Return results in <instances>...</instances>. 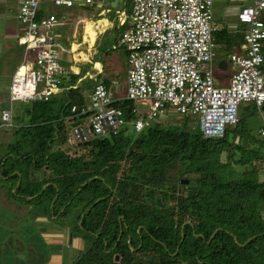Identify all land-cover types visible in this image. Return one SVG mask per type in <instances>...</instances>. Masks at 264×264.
Instances as JSON below:
<instances>
[{
    "label": "trees",
    "instance_id": "1",
    "mask_svg": "<svg viewBox=\"0 0 264 264\" xmlns=\"http://www.w3.org/2000/svg\"><path fill=\"white\" fill-rule=\"evenodd\" d=\"M247 30L223 26L216 44L235 53ZM74 94L31 103L0 161L16 199H37L41 217L62 223L56 232L84 238L74 264H264V141L238 131L242 110L221 140L204 138L190 115L72 147L69 132L80 122L72 107L84 106ZM116 106L128 111L132 103Z\"/></svg>",
    "mask_w": 264,
    "mask_h": 264
},
{
    "label": "built area",
    "instance_id": "2",
    "mask_svg": "<svg viewBox=\"0 0 264 264\" xmlns=\"http://www.w3.org/2000/svg\"><path fill=\"white\" fill-rule=\"evenodd\" d=\"M250 1L252 5L242 7L237 18L248 26L247 46L231 54L238 70L228 85L217 86L213 63L220 27L214 22V1L134 0L133 23L116 41L128 50L127 95L114 96L100 81L93 85L91 105L72 107L80 122L71 128L69 144H87L123 131L130 136L140 134L168 106L186 116H198L204 138L224 139L228 129L239 124L243 103H254L259 109L264 105V0ZM97 2H21L17 19L23 31L17 39L25 55L12 77L9 107L0 108V134L15 127L14 103L48 102L64 94L67 69L62 61L69 49L55 33L58 23L79 6L92 8ZM123 101L132 103L130 110L116 106ZM138 103L147 104L150 111L141 112ZM259 138L264 141V127Z\"/></svg>",
    "mask_w": 264,
    "mask_h": 264
},
{
    "label": "rangeland",
    "instance_id": "3",
    "mask_svg": "<svg viewBox=\"0 0 264 264\" xmlns=\"http://www.w3.org/2000/svg\"><path fill=\"white\" fill-rule=\"evenodd\" d=\"M23 0H0V108L9 107L8 97L9 90L12 84V77L21 65L25 49L24 46L18 43L17 36L23 31V26L19 23L17 15L19 12L20 4ZM124 3L121 5L122 9H126L129 12L131 20L133 18V8L134 0H121ZM235 1V0H234ZM234 4L230 0H214V22L219 25L220 28L223 26L229 27L232 32H236L237 26L241 25L238 23V13L240 11V6L249 5L246 0H236ZM230 2V15L225 17V13ZM252 5V4H250ZM79 8H85L79 6ZM112 10V13L108 15L110 20H113L115 16L114 9H112L111 4H105L102 6V10ZM99 11V12H100ZM77 12V8L72 11ZM87 11L82 14L87 15ZM96 10L92 11L94 14ZM97 12L94 17L98 15ZM71 13V12H70ZM79 13V12H78ZM106 18V13L103 14ZM102 15V16H103ZM225 17V18H224ZM84 17L82 16L78 22V18L74 14H67L66 20H60L58 23V28L56 30V35L58 37H63L66 29H71L77 21V26L74 31L77 32V27L82 25ZM109 20V21H110ZM98 21V20H97ZM97 21L86 22L85 40L83 43H76L72 47V51H75V58L78 60H87L90 54L95 52V45L97 43L99 33L102 34L106 31L107 25L103 21L97 23ZM111 24V23H110ZM237 25V26H236ZM71 32V31H70ZM74 32V33H75ZM63 34V35H62ZM64 40V39H63ZM113 41L115 46L107 53L110 43L108 40L103 38L98 47L101 48L98 54L107 53L105 56L106 60V71L107 78L100 80V82L108 83L111 86V91L114 96H120L125 98L127 95V60H128V50L120 42ZM241 48L244 49L247 44L246 42H241ZM237 44V43H236ZM66 46V44H64ZM240 46V44H237ZM70 46V45H69ZM225 45L217 44V57L213 63L215 70L220 64L228 62L229 72L227 74L217 73L215 74V81L217 86H226L229 84L230 77L232 73L236 72L238 68L231 62V51H224ZM94 49V51H91ZM223 49V51H222ZM235 53H240L241 50L234 51ZM66 61V62H63ZM62 64H66L69 67L70 55L68 52L65 53L63 57ZM100 68V64L97 66ZM119 81L120 90L115 85L111 84L112 79ZM69 79V77H67ZM69 84L67 81L66 86ZM92 87H87L82 90L80 94H77L71 101L79 103L84 99V106L91 105L90 94ZM3 105V107H1ZM254 103H243L241 110L246 114L242 125L238 127V131L242 133L245 138H250L251 141H255V138H259V131L264 127V114L259 111H255L256 107ZM30 103L16 102L13 104V111L15 116V126L20 124L21 121H27L28 115L26 114ZM141 112H149V106L147 104H137ZM240 110V111H241ZM187 116L179 113L176 108L168 106L166 108V113L161 115L156 123L162 122L167 124L168 122H181ZM191 117V118H190ZM189 118L193 122H198V117L191 115ZM185 120V119H184ZM231 127L230 129H234ZM237 129V128H236ZM15 130L9 132L3 131L0 134V161L3 160L4 156L10 151L8 147L16 139L14 138ZM253 147H257L256 143H252ZM75 147L73 145H70ZM250 167H247V169ZM2 172V169H0ZM0 172V264H10L23 262V264H74L76 260L83 254L87 243L83 237L72 238V235L66 230L59 233L56 232V227L61 228L62 223L57 220L58 217L52 220L47 219V217H41L44 215V206L37 205V199H31L29 201H21L16 199L11 192V188L14 185V179L12 177L3 178ZM264 170L261 171V178L264 180ZM38 203V202H37ZM61 224V225H60ZM58 230V229H57ZM43 237L48 246L40 245V238ZM131 242V241H129ZM15 247V248H14ZM17 248L18 255H13ZM29 248V249H28ZM14 249V250H13ZM35 250H40L42 255L36 258L34 253ZM12 250V251H11ZM11 251V252H10ZM31 253H30V252ZM47 251L46 255L43 256V252ZM34 252V253H33ZM46 259V260H45ZM29 260H33L30 262Z\"/></svg>",
    "mask_w": 264,
    "mask_h": 264
},
{
    "label": "crops",
    "instance_id": "4",
    "mask_svg": "<svg viewBox=\"0 0 264 264\" xmlns=\"http://www.w3.org/2000/svg\"><path fill=\"white\" fill-rule=\"evenodd\" d=\"M98 2H97V6H95V7H92V8H77V12H75V13H73V12H71V14H74V15H76L77 16V18H78V22H79V20H80V18L83 16L84 18V20H83V22H82V25L81 26H78L77 27V32H75L74 31V28L77 26V21H76V23L73 25V26H71V29L69 30V29H66L65 28V31H68V32H64L63 34H64V36H63V39H64V41L66 42V47H67V49H69V55H70V64H69V67L66 65V64H63L65 67H66V69H67V74H66V76H65V79H64V83H63V89H66V91H64L63 93V95H62V98H64V99H68L69 98V96H70V91H71V89H73V91H74V93H77L76 92V89L75 88H77V86L78 85H80V81H81V78H82V76L85 74V72L87 71V69L88 68H92V67H94V68H98L97 66H98V64H102V61H103V59H104V57L107 55V53H109V51L115 46V44L113 43V41H115L116 39H118L119 38V36H120V30H119V26H120V23L122 22L121 21V19H122V14L123 13H125V17H126V13L128 12L126 9H122L121 7V5L124 3L123 1H121V0H118L117 1V5H118V7H114V6H112V9H114L113 11H114V13H115V16L113 17V20H110L109 18H108V15L110 14V13H112V10L110 9V10H104V11H100V10H102V6L101 7H99V4L98 3H101L102 2V0H97ZM214 1V0H213ZM233 2L234 4L237 2L236 0L234 1V0H230V2ZM247 2H249L248 4L250 5V4H252L251 3V1L250 0H246ZM230 2H229V4H228V8H227V11H226V13H225V17H227V16H229L230 14ZM111 3H114L113 2V0H111ZM215 3V2H214ZM103 4L105 5L106 3H105V0L103 1ZM244 6H248V5H244ZM244 6H240V8H242V7H244ZM88 10V12H85V13H87V15H83L82 13L84 12V11H87ZM93 10H96V12L94 13V14H92V11ZM214 10V9H213ZM241 10V9H240ZM100 11V12H99ZM79 12V13H78ZM82 12V13H81ZM97 12H99L98 13V15L96 16V17H94V15L97 13ZM106 13V18L104 17V15L103 14H105ZM129 13V12H128ZM103 15V16H102ZM224 17V18H225ZM98 20V21H97ZM110 20V21H109ZM214 20H215V18H214ZM87 21H97L98 23L100 22V21H103L104 23H105V25H107V29H106V31L104 32V33H102V34H100L99 33V35H98V39H97V43H96V45H95V47H94V49H95V52L93 53V54H90L89 55V58L87 59V60H84V59H76L75 58V55H74V53L72 52V47H73V45L74 44H76V43H83L84 42V40H85V31H86V22ZM111 23V24H110ZM132 23H133V18H132V20H131V17H130V15L127 17V19H126V24H125V26L126 27H130L131 25H132ZM76 25V26H75ZM75 26V27H74ZM71 31V32H70ZM75 32V33H74ZM62 34V35H63ZM107 39L108 40V42L110 43V45H109V48H108V50H107V53H102V54H98V52H100V50H101V48L100 47H98L99 45H100V43H101V40L102 39ZM70 45V46H69ZM241 50V49H240ZM100 60V61H99ZM63 62H66V61H63ZM127 66H128V60H127ZM129 68V67H128ZM229 72V66H228V62H225V64L224 63H221L220 64V68L218 67L217 69H216V74L217 73H222V74H227ZM74 76H78L79 77V79H78V81H77V83L74 85V84H72L71 83V78L72 77H74ZM67 77H69V79H67ZM67 81H69V84L66 86V83H67ZM230 81V80H229ZM113 82H116V87H117V89H118V92H119V90H120V85H119V81L118 80H116V79H112L111 80V84L113 85ZM126 82H128V69H127V81ZM127 85V84H126ZM109 89L111 90V86L109 87ZM81 92V91H80ZM66 93H68V94H66ZM120 93V92H119ZM80 94V93H79ZM77 94H74V96H76ZM120 97V96H119ZM259 136V135H258Z\"/></svg>",
    "mask_w": 264,
    "mask_h": 264
},
{
    "label": "water",
    "instance_id": "5",
    "mask_svg": "<svg viewBox=\"0 0 264 264\" xmlns=\"http://www.w3.org/2000/svg\"><path fill=\"white\" fill-rule=\"evenodd\" d=\"M111 0H105V3L108 4L110 3ZM117 1L118 0H113L114 3H111L112 6L114 7H118L117 5ZM126 17L124 16L125 13L122 14V19H121V23L119 26V30L123 31L126 29V19L129 16V13H126ZM100 61V60H99ZM107 71H106V60L105 57L102 61V64L100 65V68H88L87 71L85 72V74L82 76L81 81H80V85H78V87L76 88V92L77 94L80 93V91L85 90V88L87 87H92L93 85H95L96 83H98L100 80H104L107 78ZM186 183H188V181H185Z\"/></svg>",
    "mask_w": 264,
    "mask_h": 264
},
{
    "label": "clouds",
    "instance_id": "6",
    "mask_svg": "<svg viewBox=\"0 0 264 264\" xmlns=\"http://www.w3.org/2000/svg\"><path fill=\"white\" fill-rule=\"evenodd\" d=\"M108 4H111V1H110V3H108ZM14 122H15V117H14ZM14 128H16V126L14 127ZM13 128V129H14ZM11 131V130H10ZM6 132H9V131H6ZM71 145V144H70ZM74 146V145H73Z\"/></svg>",
    "mask_w": 264,
    "mask_h": 264
},
{
    "label": "bare ground",
    "instance_id": "7",
    "mask_svg": "<svg viewBox=\"0 0 264 264\" xmlns=\"http://www.w3.org/2000/svg\"><path fill=\"white\" fill-rule=\"evenodd\" d=\"M98 23V22H97ZM91 51H94V49H91ZM73 53H75V51H72Z\"/></svg>",
    "mask_w": 264,
    "mask_h": 264
}]
</instances>
